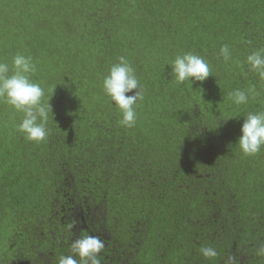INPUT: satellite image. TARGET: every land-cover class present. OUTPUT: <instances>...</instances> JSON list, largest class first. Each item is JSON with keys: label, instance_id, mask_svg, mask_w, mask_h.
I'll use <instances>...</instances> for the list:
<instances>
[{"label": "trees", "instance_id": "obj_1", "mask_svg": "<svg viewBox=\"0 0 264 264\" xmlns=\"http://www.w3.org/2000/svg\"><path fill=\"white\" fill-rule=\"evenodd\" d=\"M257 49L264 0H0V61L31 56L54 114L37 144L0 103V264H58L85 234L105 242L100 264H264V147L236 143L264 111ZM186 52L208 62L204 81L176 83ZM121 56L144 91L132 128L102 89ZM251 86L246 104L228 99Z\"/></svg>", "mask_w": 264, "mask_h": 264}, {"label": "clouds", "instance_id": "obj_2", "mask_svg": "<svg viewBox=\"0 0 264 264\" xmlns=\"http://www.w3.org/2000/svg\"><path fill=\"white\" fill-rule=\"evenodd\" d=\"M219 55L225 61H229L231 59L229 47L222 45ZM246 63L253 72L264 79V49H257L248 54ZM170 67L177 84L185 81H189L190 84L192 81L202 82L212 74L208 62L192 52L177 55L171 61ZM35 72L36 65L31 56L17 53L13 56L11 65L0 61V103L10 106L16 113L23 114L20 122L15 125V130L21 133L24 139L39 144L47 141L50 134L48 123L50 119L54 121V114L49 103L51 96L45 101L44 89L31 79ZM102 89L121 114L119 124L126 128L134 127L137 120L134 106L137 102L143 101L144 91L135 69L125 57H118L117 62L110 65L102 79ZM130 92L133 94L127 95ZM257 95L259 93L255 86H251L247 90L230 91L227 97L233 104L242 105ZM244 117L236 143L243 155L254 156L264 147V111L249 112ZM74 226L70 224L69 229ZM104 247L105 242L99 236L85 234L72 241L70 245L72 254L61 255L58 264H100L98 256ZM200 253L206 259L217 256V251L210 246L200 248ZM257 254L264 256V244L259 246ZM228 264H235L234 258L229 257Z\"/></svg>", "mask_w": 264, "mask_h": 264}, {"label": "rangeland", "instance_id": "obj_3", "mask_svg": "<svg viewBox=\"0 0 264 264\" xmlns=\"http://www.w3.org/2000/svg\"><path fill=\"white\" fill-rule=\"evenodd\" d=\"M10 142L6 144V148L9 149Z\"/></svg>", "mask_w": 264, "mask_h": 264}]
</instances>
